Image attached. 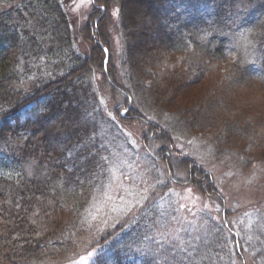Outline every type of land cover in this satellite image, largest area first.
Returning <instances> with one entry per match:
<instances>
[{
    "label": "snow or ice",
    "instance_id": "snow-or-ice-1",
    "mask_svg": "<svg viewBox=\"0 0 264 264\" xmlns=\"http://www.w3.org/2000/svg\"><path fill=\"white\" fill-rule=\"evenodd\" d=\"M111 2L71 0V10L88 19L84 15L87 11L94 7L104 13ZM133 3L134 0H117L110 15L119 25L122 14L130 11L138 28L152 31L155 21L147 13L132 8ZM169 3L177 20L190 17L195 7L185 0H169ZM254 4L255 0H232L227 13L230 23L224 25L250 48L264 43V20H248V11ZM199 7L210 8L211 2ZM97 35L98 32L92 31L88 38ZM197 36L201 44L209 42L207 28L200 29ZM114 39L123 50L124 32ZM96 43L103 57L99 66L106 72L110 48L100 46V41ZM232 63L234 68L225 79L232 81L233 86L241 84L245 77L251 78L253 72L256 78L264 80V65L257 66L253 61L248 71L238 77L243 65L239 57ZM163 67H169L166 61ZM90 72L96 78L95 68ZM24 83L20 80V87ZM148 86L151 87V81ZM100 105L104 106L103 110L97 106L83 118L76 114L75 108L72 114L53 112L43 97L30 99L22 110V118L38 126L62 157L70 158L74 151L90 145L78 168L76 183L80 188L71 190L77 199L70 207L66 203L61 208L73 214L72 227L76 231L71 236L77 232L88 233L89 237L99 232L107 235L102 245L89 243L80 250L74 249L73 264H143L140 258L161 250L169 253L172 260L179 256L180 264H201L210 258L206 247L210 234L215 237V247L227 249V264H264V207L246 208L241 214L237 209L245 206L238 200L230 205L225 196V186L239 192L264 173V131L248 136V142L241 144L238 129L231 121L222 123L212 135L207 134L214 124L220 123L219 116L213 119L205 116L199 122L186 121L181 118L184 113L179 111L153 107L149 112L142 106L137 108L133 97L127 95L123 101L117 100L112 110L104 99ZM5 111L0 108V116ZM82 119L91 122V134L72 149H66L65 141L80 134ZM133 119L144 126L143 139L148 143L143 151L140 138L124 124ZM194 131L200 135H191ZM157 141L164 145L159 152L153 148V144L160 147ZM72 170L66 167V171ZM204 193L208 194L207 199ZM33 215L39 216L40 212ZM44 215L50 216L51 212L45 211ZM132 233L136 234L135 238L125 243V234ZM71 236L69 241L76 243ZM253 241H258L260 247Z\"/></svg>",
    "mask_w": 264,
    "mask_h": 264
},
{
    "label": "trees",
    "instance_id": "trees-1",
    "mask_svg": "<svg viewBox=\"0 0 264 264\" xmlns=\"http://www.w3.org/2000/svg\"><path fill=\"white\" fill-rule=\"evenodd\" d=\"M198 1L211 2L207 11L216 17L215 26L218 30L228 28L224 25L225 20L228 21L227 10L232 0H228L230 5L225 6L226 8L220 4L222 0H185L190 7ZM100 2L105 3V0ZM116 2L117 0H112L108 3V11L104 13L93 8L89 21L83 28V34L91 43V48L88 54H83L77 51L73 26L61 0H0V108L6 110L0 116V264H49L48 260L57 254L55 250L62 249L65 241L70 242L65 238L72 215L70 217L67 208L62 209L61 205L67 203L70 207L77 199L71 190L80 188L76 183L80 174L78 168L82 166L81 158L88 153L82 146L70 158L62 157L61 152L52 147L48 137L38 126L22 118V110L30 99H47L53 112L58 114H72L75 108L76 114L83 118L82 107L92 96V90H95L91 69L95 68L97 73L104 75L103 88L120 94L121 101L125 95L133 96L126 90L128 80L134 79L137 83L147 77L152 78L150 71L154 69L157 75L161 74L155 77L149 90V100L155 107L173 113L182 112L184 115L181 118L192 122H199L205 116L213 119L214 113L223 114L222 109L226 110L223 101H228L227 96L221 95L226 99L222 100L220 93L224 94L227 84L230 86L233 82L230 81V84L225 79L221 80L225 89H220L217 96L202 95L194 104L176 98L180 83L190 81L188 79L191 75L198 76L202 81L191 80L189 87L201 82L219 81V74L208 73L215 62L227 60L224 54L225 39L215 38L216 42L210 46L195 41L191 46L186 40L177 38L180 32L177 28L175 31L166 23L168 17L179 25L181 22L176 21L173 5L169 0H134L131 7L147 13L155 21L151 33L156 47L143 56L141 52L139 57L132 42L138 30L134 17L130 11L125 12L118 25L116 18L110 15ZM260 2L264 0H255L254 7L248 11L249 21L255 22L252 21L254 16L251 12L258 8ZM182 19L185 20L184 17ZM112 24H116L127 36L125 53L119 61H115L113 54ZM92 31L98 32V35L89 39ZM213 34L217 32L214 31ZM96 41H100V46L110 48L111 55L105 66L107 70L111 69L110 73L101 71L99 65L103 57ZM260 45L259 51L264 53V43ZM183 52L187 54L186 71L180 73L177 70L176 73V69L163 67L168 58L172 59ZM240 62L243 69L237 73L238 77L246 71L245 65L241 60ZM233 68L234 65L232 70ZM32 76L35 79H31ZM20 80L25 81L23 87L19 85ZM251 82V78L245 77L241 84L246 86ZM173 99L176 100L175 103L172 102ZM133 120L143 126L139 120ZM232 123L236 125L237 134L240 135L243 131L240 122ZM84 126L82 119L80 134L65 141L66 149H72L84 138ZM66 167L73 170L66 171ZM87 190V187L83 189L84 194ZM35 211H39L40 215L34 216ZM45 211H50L51 215L45 216ZM80 235L78 233V237L76 235V238H71L76 242L75 245L81 242L78 240ZM135 235L125 234V243L130 242ZM105 236L99 239V245Z\"/></svg>",
    "mask_w": 264,
    "mask_h": 264
},
{
    "label": "rangeland",
    "instance_id": "rangeland-1",
    "mask_svg": "<svg viewBox=\"0 0 264 264\" xmlns=\"http://www.w3.org/2000/svg\"><path fill=\"white\" fill-rule=\"evenodd\" d=\"M228 0H222L220 1V4L224 8L225 6L230 5L228 3ZM203 3H206L203 1ZM64 7L70 17L72 26H73V32L75 35V46L77 47L78 51H80L83 54H88L89 49L91 48V43L85 38L83 34V28L88 23L89 18L85 19L84 16H81L75 12H73L71 0H63ZM202 4V2L198 1L195 3V7H192V15L190 17H184V19H180V25L177 22H173L171 20V17L169 18L167 15L166 23L170 24L172 29L178 32L177 38L180 40H186L190 45L192 46L195 41H199L197 33L200 29L207 28L208 29V43L205 45H212L215 41V38H223L225 39V51L224 54L227 57V60L225 61L220 60L219 62H215L214 66L211 68V71L208 73V75H218L217 81L212 82H201L194 87H189L192 81H202L199 79L198 76L191 75L188 80L190 81H182L180 83V86L177 88L176 98L184 100L186 103L190 102V104H194L196 100L199 99L200 96L205 94H215L216 96L220 93V89H225V86L222 84L221 80H224L226 76L229 75V73L232 71L233 63L232 60L239 57V59L242 61V63L246 67V71H248V68L251 64V62H255V65L260 66L264 65V53L261 50V45L258 43L254 48H250L246 45L244 41L240 39V37L233 36L228 28H224L225 30L217 28V21L215 16H212V12L210 13L207 11V8H201L199 5ZM264 2H260L258 8H255L252 10L251 15L254 16V19L252 21H257L264 19L263 10H264ZM94 8V7H93ZM92 9L87 11L84 15L90 17L92 13ZM229 11V10H227ZM250 15V14H249ZM169 16H173L172 14ZM215 18V19H214ZM177 21V19H176ZM225 24H228L229 22L225 20ZM212 26H215V28H211ZM177 28V29H176ZM210 31L212 33H210ZM217 32V34H213ZM120 28H117L116 24H112L111 26V34L113 37H117L119 34ZM125 35V39H126ZM113 38L112 41V48H113V54L115 61H119L122 59L124 55V49L126 47L125 40H124V48L121 50V48H118L115 39ZM154 35L151 33V31H146L138 28L136 36L133 38V48L137 51L140 57V53L142 56L147 54L149 51L154 49L156 47V42H154ZM263 49V48H262ZM186 53H179L173 56V58H168L167 64L171 68V70H179V72L183 73V71H186L188 69V64H186ZM184 60L183 63H178V61ZM120 67H118L119 69ZM123 68V67H122ZM120 70V69H119ZM108 73L111 72V69L107 70ZM152 74L151 77H147L146 80L141 82H135L134 79L128 80L126 82V90L128 92H131L133 94L129 96L133 97L134 102L136 103L137 108L143 107L145 111H151L153 107H155L151 101L149 100V90L152 88L155 77L157 78L159 75H157L154 71V69L150 71ZM178 73V71L176 72ZM155 74V75H153ZM177 76V75H176ZM179 77V76H178ZM104 75L96 72V78L92 79L95 82V90H92L90 99L85 102V105L83 108V117H86L87 113L92 112L94 108L99 106L101 110H103V105H100V100L104 99L105 105L109 110H112L114 106L116 105L117 100H121L120 94L115 93L114 90L103 88L104 81ZM227 80V79H225ZM151 81V87L148 86V82ZM251 83L242 86V84H239L238 86H233V83L231 84L230 80L227 84V88L223 93H220V96L225 95L227 96V100L229 101H223V105L226 106V110L222 109L223 114L214 113L212 115V118L219 116L221 120L220 123L214 124L211 127V131L208 132V135H212V133L216 132V130L221 126L224 122H236L239 121L243 131L240 133L241 137V144H246L248 142L247 137L254 135L256 133H261L264 131V80H261L259 78H256V73H252L251 77ZM228 82V81H227ZM226 82V83H227ZM224 97L221 96L222 100H226ZM175 99H173V103H175ZM227 103V104H225ZM230 105V106H228ZM215 111V110H214ZM219 114V115H218ZM99 120V117H97ZM83 124L85 125V135L84 138H86L88 135L92 132L91 122L83 119ZM125 127L131 131L135 136L139 137L142 141L141 144V151H143V146L146 144V141L143 139L145 130L143 126L139 124V122H135L132 120L129 123H125ZM106 127V126H105ZM191 135L198 136L200 135L199 131H194L191 133ZM157 144L160 145V147H157L156 144H153V148L157 152L160 151V148H162L164 145L162 143L157 142ZM90 145L83 146L85 150H89ZM220 147H225V145H220ZM197 175H199L197 173ZM88 194V190L86 191L85 196ZM162 194V193H161ZM205 199L208 198V194H203ZM225 196L229 201V204H235V202L238 200L240 204H243L245 207H239L237 211L239 213H243L245 209H252L254 206H262L264 207V173H261L258 175L257 179L254 181V183L249 188H242L241 191L236 192L233 190H230L228 186H225ZM251 200L252 203L249 204L248 201ZM70 213V217H71ZM229 219H231V216H229ZM210 226V225H209ZM246 226V225H245ZM76 231L72 227V221L69 225L67 232H66V238L65 240H69V237L71 236V233ZM77 232L76 235L78 237ZM80 237L78 240L81 242L79 245H75L74 243L71 244L68 241H65L66 244L62 246V249L58 250L56 249L55 252L57 254L52 256L48 262L49 264H73V260L75 259L73 255V250H80L83 248L86 244L89 243H98L99 239L101 237L106 235V232H99L95 233L91 237H89L88 233H80ZM75 236H71V238H76ZM64 241V240H63ZM104 241L102 242V244ZM256 247H260L258 241H253ZM101 244V245H102ZM207 250L209 253L210 258L205 259L201 262V264H227V249H220L218 247H215V237L214 235H209L207 237ZM251 251V248H250ZM247 255V254H246ZM70 257L72 259H70ZM140 259H143V264H180V257L177 256L176 260H172L170 257V254L161 250L159 253H156L155 255H149L148 257H142ZM48 264V263H46Z\"/></svg>",
    "mask_w": 264,
    "mask_h": 264
}]
</instances>
